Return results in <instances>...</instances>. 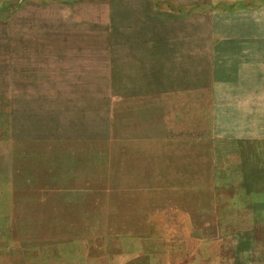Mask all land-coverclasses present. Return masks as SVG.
I'll return each mask as SVG.
<instances>
[{
  "label": "rangeland",
  "instance_id": "obj_1",
  "mask_svg": "<svg viewBox=\"0 0 264 264\" xmlns=\"http://www.w3.org/2000/svg\"><path fill=\"white\" fill-rule=\"evenodd\" d=\"M0 264H264V0H0Z\"/></svg>",
  "mask_w": 264,
  "mask_h": 264
}]
</instances>
